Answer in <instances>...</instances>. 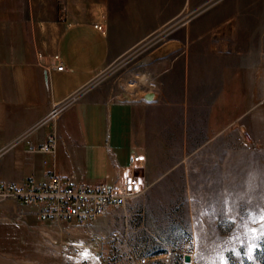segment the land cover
<instances>
[{
  "label": "crops",
  "instance_id": "crops-1",
  "mask_svg": "<svg viewBox=\"0 0 264 264\" xmlns=\"http://www.w3.org/2000/svg\"><path fill=\"white\" fill-rule=\"evenodd\" d=\"M5 4L0 10V152L8 151L0 160L1 182L47 183L56 176L95 186L131 177L141 188L156 181L157 169L195 166L189 162L202 151H214L235 124L237 105L248 115L264 95L262 4L257 12L251 2L232 1L229 7L237 10L201 16L173 33L143 58L138 76L147 86L132 92L126 83L97 87L98 77L173 21L172 0ZM61 65L64 70L58 71ZM238 71L244 89L239 102ZM78 93L79 100L56 121L54 151L40 150L51 133L46 126L22 138ZM31 146L38 150L30 152Z\"/></svg>",
  "mask_w": 264,
  "mask_h": 264
},
{
  "label": "rangeland",
  "instance_id": "rangeland-1",
  "mask_svg": "<svg viewBox=\"0 0 264 264\" xmlns=\"http://www.w3.org/2000/svg\"><path fill=\"white\" fill-rule=\"evenodd\" d=\"M232 1L251 2L257 12L264 8V0H172L173 21L102 73L96 86L126 83L130 92L143 90L147 83L138 75L148 52L201 16L237 10L229 7ZM5 2L0 0V10ZM241 83L238 71V102ZM261 99L248 115L237 105V120L220 138L219 151L215 143L214 151L189 162L195 166L157 169L156 181L141 188L135 183L136 197L93 222L42 223L32 209L0 200V264H264Z\"/></svg>",
  "mask_w": 264,
  "mask_h": 264
},
{
  "label": "built area",
  "instance_id": "built-area-1",
  "mask_svg": "<svg viewBox=\"0 0 264 264\" xmlns=\"http://www.w3.org/2000/svg\"><path fill=\"white\" fill-rule=\"evenodd\" d=\"M95 28L102 30L99 25H96ZM154 44L155 42L152 43V45ZM57 70L63 71L64 66L57 67ZM81 94H75L64 103L55 106L44 121L22 138L25 139L32 131L41 126H46L51 133L40 150L44 152L54 151L57 142L56 121L66 108L79 100ZM36 151L37 148L30 147V152ZM3 153L6 152H0V156ZM138 192V188L131 177L125 179L121 184L99 183L95 186L69 184L56 176L47 183H37L34 180L25 185L0 183V200H15L21 206L32 209L42 223L78 222L86 224L93 222L110 209L119 210L123 208L138 195ZM145 262L144 259L143 264Z\"/></svg>",
  "mask_w": 264,
  "mask_h": 264
},
{
  "label": "water",
  "instance_id": "water-1",
  "mask_svg": "<svg viewBox=\"0 0 264 264\" xmlns=\"http://www.w3.org/2000/svg\"><path fill=\"white\" fill-rule=\"evenodd\" d=\"M151 98H152V95H147V97H146V99H151ZM185 261H186L187 263L191 262V257H190V256H187V257L185 258Z\"/></svg>",
  "mask_w": 264,
  "mask_h": 264
}]
</instances>
